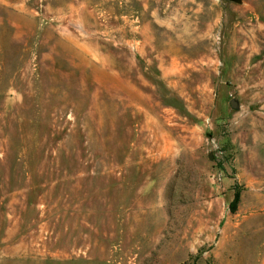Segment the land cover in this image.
Listing matches in <instances>:
<instances>
[{"label": "rangeland", "instance_id": "374dc122", "mask_svg": "<svg viewBox=\"0 0 264 264\" xmlns=\"http://www.w3.org/2000/svg\"><path fill=\"white\" fill-rule=\"evenodd\" d=\"M0 264H264V0H0Z\"/></svg>", "mask_w": 264, "mask_h": 264}, {"label": "trees", "instance_id": "16d2710c", "mask_svg": "<svg viewBox=\"0 0 264 264\" xmlns=\"http://www.w3.org/2000/svg\"><path fill=\"white\" fill-rule=\"evenodd\" d=\"M240 193H241V189H236V191L234 192V198H233V200L231 202V208H232V210L235 209L236 205L239 202Z\"/></svg>", "mask_w": 264, "mask_h": 264}, {"label": "water", "instance_id": "95a60500", "mask_svg": "<svg viewBox=\"0 0 264 264\" xmlns=\"http://www.w3.org/2000/svg\"><path fill=\"white\" fill-rule=\"evenodd\" d=\"M227 1H230V2H238L239 0H227ZM231 106L232 107H235V104L233 102H231Z\"/></svg>", "mask_w": 264, "mask_h": 264}]
</instances>
